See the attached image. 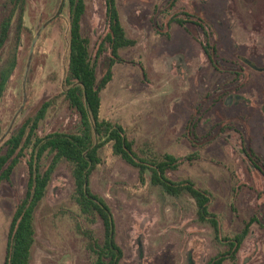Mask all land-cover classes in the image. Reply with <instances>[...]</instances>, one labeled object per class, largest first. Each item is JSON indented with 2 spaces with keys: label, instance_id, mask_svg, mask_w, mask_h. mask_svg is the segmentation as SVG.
Here are the masks:
<instances>
[{
  "label": "rangeland",
  "instance_id": "obj_1",
  "mask_svg": "<svg viewBox=\"0 0 264 264\" xmlns=\"http://www.w3.org/2000/svg\"><path fill=\"white\" fill-rule=\"evenodd\" d=\"M10 1L0 0V23L12 12ZM202 1L116 0L122 27L136 45L119 53L125 62L114 66L113 79L101 92L102 117L127 130L140 156L194 157L167 176L174 182L190 180L210 193V212L218 219L219 234L197 222L195 203L187 195L164 194L150 184L149 175L140 183L138 171L115 158L107 146L90 189L113 214L116 244L123 252L120 264H207L226 253L227 242L249 222L248 237L235 258L223 264H264V168H255L244 152L253 149L264 164V73L232 78L227 22L214 32V0L206 6ZM68 17L65 0H24L15 49L18 11L13 13L8 41L0 52V71L14 53L16 59L0 100V150L47 101H54V107L39 135L75 133L79 128V116L61 97L68 64ZM193 23L208 28L210 40L221 35L215 62L205 55L203 32ZM107 32L106 0H87L83 33L94 52ZM234 35L235 53L246 45L262 44L248 41L241 30ZM107 57L108 53L99 61V79ZM232 96L239 99L227 104ZM28 158L0 188V264L5 263L13 213L25 192ZM73 188L70 166L62 163L35 214L31 264H92L83 233L91 228L101 237L103 229L99 221L92 227L83 222L71 200Z\"/></svg>",
  "mask_w": 264,
  "mask_h": 264
},
{
  "label": "trees",
  "instance_id": "obj_2",
  "mask_svg": "<svg viewBox=\"0 0 264 264\" xmlns=\"http://www.w3.org/2000/svg\"><path fill=\"white\" fill-rule=\"evenodd\" d=\"M65 1L69 11L68 64L61 97L79 116L80 125L75 133L53 132L39 135V127L54 107V101H47L34 116L24 120L0 150V188L11 180L14 170L29 156L28 180L9 225L4 264H31L32 249L36 241L35 214L62 163L70 166L74 187L71 200L79 210L83 222L92 227L99 221L103 229L101 237H97L91 228H86L83 233L87 249L93 258L92 264H120L123 252L116 244L113 214L106 202L90 189L91 177L103 164L101 153L107 146L115 158L138 171L140 183H144L145 177L149 175L150 184L164 194L173 198L187 195L195 203L197 222L209 225L217 236L219 222L210 212V193L190 180L174 182L167 176L169 171H176L182 163L192 161L194 157L181 160L169 154L140 156L127 130L102 117L101 92L112 81L114 66L125 62L119 53L136 45L134 40L126 36L116 0H106L108 32L95 52L91 48L90 39L83 33L87 0ZM10 2L12 12L0 23V52L8 40L15 10L18 11L15 49L22 30L24 0ZM106 53V69L99 79V61ZM10 60L0 71V100L16 66L15 53ZM44 163L47 165L43 166ZM242 239L243 234L235 239L236 245L227 242L229 249L226 253L210 259L207 264H223L227 259H234Z\"/></svg>",
  "mask_w": 264,
  "mask_h": 264
},
{
  "label": "flooded vegetation",
  "instance_id": "obj_3",
  "mask_svg": "<svg viewBox=\"0 0 264 264\" xmlns=\"http://www.w3.org/2000/svg\"><path fill=\"white\" fill-rule=\"evenodd\" d=\"M194 1V0H190ZM201 5H208V0H203ZM214 15L212 17L211 26L214 32L221 31L222 26L226 25L227 22V31H228V42L230 47H232L230 55V68L232 69L231 75L232 78H246L252 76L253 73L263 74L264 73V0H214L213 6ZM201 12L204 9H200ZM196 13H199V9L196 10ZM178 22V21H177ZM192 26H198L199 30L203 32V50L205 55L208 57L211 63L215 62V48L217 45H221V42L218 40V37H221L220 34L216 33L217 40H210V34L205 30L201 23H193ZM11 29V28H10ZM235 30H241L245 33L248 41H253L257 43L262 41V44L254 45L252 48L249 45L242 47V51L239 53V50H234L235 44ZM10 33V32H9ZM9 38V37H8ZM222 38V37H221ZM8 41V40H7ZM7 43V42H6ZM5 46V45H4ZM211 49V50H209ZM263 49V50H262ZM237 54V55H236ZM237 62L240 64L238 66ZM15 69V68H14ZM14 71V70H13ZM13 73V72H12ZM234 84V82L232 83ZM251 94H249L250 96ZM239 99L238 96H232L228 99L227 104H230L232 101ZM246 156L248 157L250 163L257 168L259 171H263L264 164L261 163V159L256 155L253 149L248 148L245 151ZM251 223H247L244 227L243 239L238 245L245 241L249 235ZM219 234V232H218ZM236 235L228 243L233 242L235 244V239L239 236Z\"/></svg>",
  "mask_w": 264,
  "mask_h": 264
},
{
  "label": "water",
  "instance_id": "obj_4",
  "mask_svg": "<svg viewBox=\"0 0 264 264\" xmlns=\"http://www.w3.org/2000/svg\"><path fill=\"white\" fill-rule=\"evenodd\" d=\"M43 30V28L41 29V31ZM38 39V36H36L34 39H33V44L36 42V40ZM34 46V45H33Z\"/></svg>",
  "mask_w": 264,
  "mask_h": 264
}]
</instances>
